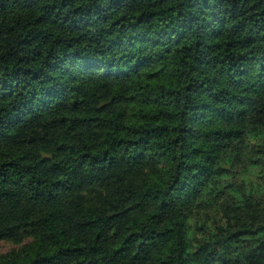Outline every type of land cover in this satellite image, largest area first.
<instances>
[{
    "label": "trees",
    "instance_id": "trees-1",
    "mask_svg": "<svg viewBox=\"0 0 264 264\" xmlns=\"http://www.w3.org/2000/svg\"><path fill=\"white\" fill-rule=\"evenodd\" d=\"M264 0H0V264H264Z\"/></svg>",
    "mask_w": 264,
    "mask_h": 264
},
{
    "label": "rangeland",
    "instance_id": "rangeland-1",
    "mask_svg": "<svg viewBox=\"0 0 264 264\" xmlns=\"http://www.w3.org/2000/svg\"><path fill=\"white\" fill-rule=\"evenodd\" d=\"M252 183L255 186L260 185V186L264 187V180L253 178ZM17 247H19V246L11 243L9 241H1L0 242V254L8 253L9 251L16 249Z\"/></svg>",
    "mask_w": 264,
    "mask_h": 264
}]
</instances>
